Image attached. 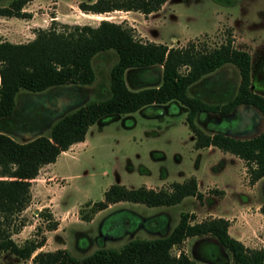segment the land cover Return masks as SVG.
<instances>
[{"label":"rangeland","instance_id":"1","mask_svg":"<svg viewBox=\"0 0 264 264\" xmlns=\"http://www.w3.org/2000/svg\"><path fill=\"white\" fill-rule=\"evenodd\" d=\"M10 1L0 0V5H7ZM94 1L32 0L24 6L31 17L0 16V40L23 43L33 39L39 28L54 26L58 31H64L67 29L65 26L75 24L95 27L102 19L122 23L138 40L173 47H184L193 42L197 48L208 49L230 40L234 47L249 52L253 57L252 89L264 94V60H259L264 53V0H167L159 10L147 15L121 10L85 13L78 7L80 2ZM115 61L113 52L96 55L92 62L95 80L86 86L59 87L35 94L21 90L16 118H26L25 122H28L35 115L44 116L42 123L46 127L79 103L104 97L107 95L109 71ZM216 78L219 82L236 86L239 77L236 69L227 65L218 70ZM128 85L132 87L129 81ZM186 115L187 109L183 105L171 101L98 120L89 127L83 142L71 145L54 163L40 168L31 182L29 208L27 206L26 211L15 216L13 222L6 226L11 239L23 245L28 240L46 238L45 247L37 251L64 248L81 258L101 246L119 248L131 237L158 236L156 231L149 232L143 226L132 234L119 232L118 222L122 218L139 226L145 218L167 214L171 229L181 212L192 213L194 221L225 216L232 218L233 223L240 221L237 217L240 213L232 206H249L247 210L255 212L256 207L260 208L264 203V177L252 184L242 160L216 147L196 149L195 136L188 128ZM214 117L212 123L204 118L197 124L208 129L210 123L209 127L229 131L234 136L241 135L234 132V128H248V132L242 134L244 137L258 134L263 127L262 115L251 107L240 106L228 117L218 114ZM216 119L220 123L215 124ZM43 127L40 131H35L37 127L33 131L16 128L12 136L23 141L42 130L41 134L47 135L48 130ZM191 176L196 177L204 193L202 200L187 197L177 205L158 207L121 201L90 213L91 203L103 199L104 191L111 184H123L129 188L141 185L161 188ZM44 209L49 210L53 220L58 222L57 231L47 229L48 221L39 214ZM80 213L90 215V220H83ZM103 224L113 234L117 233L118 238L100 234ZM259 236L263 237L262 234ZM240 237L248 248H264V237L255 239L254 243L246 233ZM198 239L187 238L180 249L194 260L210 261L212 252L209 251L211 255L206 252L205 245L209 246L210 241L215 243L214 240L198 242ZM220 251L221 259L211 262L233 264L227 254ZM178 252V247L172 249L173 254ZM0 264L32 263L30 259L21 260L9 251L0 250Z\"/></svg>","mask_w":264,"mask_h":264},{"label":"trees","instance_id":"2","mask_svg":"<svg viewBox=\"0 0 264 264\" xmlns=\"http://www.w3.org/2000/svg\"><path fill=\"white\" fill-rule=\"evenodd\" d=\"M30 1L11 0L7 5H0V16L29 18L31 13L24 10V6ZM166 1L95 0L80 2L78 7L85 13L121 10L147 15L159 10ZM65 27L64 31L54 26L39 28L33 39L23 43L0 40V250L9 251L21 260L30 259L32 264H213L211 261L221 259L220 250L233 264H264V248H248L231 236L229 220L210 217L194 221L195 216L189 212H181L171 229L167 214L145 218L139 226L122 218L118 222L119 232L132 234L143 226L149 232L156 231L158 236L131 237L119 248L101 246L81 258L64 248L37 251L46 238L28 240L23 245L11 239L6 226L30 204L31 182L42 166L54 163L71 145L84 141L89 127L101 118L132 113L150 105L171 101L183 105L187 109L188 128L195 136L196 149L213 146L240 158L252 184L264 177V95L250 89L252 60L249 52L234 47L230 40L208 49L197 48L193 42L173 47L141 41L122 23L105 19L95 27L90 24ZM104 52H113L116 56L109 71L107 95L79 103L46 127L42 123L44 116L35 115L28 122L26 118H16L21 90L35 94L53 88L89 85L95 80L93 59ZM227 65L238 73L236 86L216 78L218 70ZM240 106L254 108L262 115L263 128L258 134L240 138L209 127L211 119H215L212 115L228 117ZM202 114L210 120L208 129L197 124L204 119ZM35 127L38 128L35 131L42 127L47 129V135L41 134L42 130L23 141L12 136L16 128L33 131ZM187 197L204 198L194 176L161 188L145 185L129 188L114 183L104 191L103 199L91 203L90 213L121 201L158 207L177 205ZM259 211L264 215V203ZM39 214L48 221V230L57 229L58 222L53 220L49 210H41ZM80 215L83 220H90V215ZM101 229L104 237L118 238L105 224ZM189 237H198V242L214 240L215 243L210 241L209 246L205 245L206 252L210 254L211 251L214 260L197 261L180 249ZM174 247L179 248L178 254L172 253Z\"/></svg>","mask_w":264,"mask_h":264},{"label":"crops","instance_id":"3","mask_svg":"<svg viewBox=\"0 0 264 264\" xmlns=\"http://www.w3.org/2000/svg\"><path fill=\"white\" fill-rule=\"evenodd\" d=\"M33 18H34V16H33ZM244 107H246V106H244ZM215 115H217V114H215ZM217 123H220L219 119L215 120V124H217ZM233 131L234 132H238V134H241L240 136L238 135L237 137L248 138V135H245V137L242 136V134H246L248 132V128H246L244 130H238V129L234 128ZM225 132H228V133L231 134V132H229V131H225ZM210 147L215 148L213 146H210ZM210 147H206V148H210ZM63 152H65V151H63ZM238 159L241 160L240 158H238ZM232 160L234 161L235 159L232 158ZM198 189L200 190L199 185H198ZM28 208H29V206H28ZM28 208H26L24 211H26ZM232 209H235V210H237L238 213H240L239 215H237L238 219L240 218V221H236L235 223H233L232 222V218L223 216V218L229 220L228 232H229V234L231 236H233L234 238L242 241V239L240 237V234L246 233V234H248V238L253 243H254L255 239H260V238L264 237V215L260 213L259 206L256 207V211L255 212H249V210H247V209H249V206L248 207L247 206L244 207L242 205L232 206ZM218 217H222V216H218ZM58 229L59 228H57V229H55L53 231H57ZM259 234H262L263 237H260ZM42 247H45V245H43ZM250 247H252V246H250Z\"/></svg>","mask_w":264,"mask_h":264},{"label":"flooded vegetation","instance_id":"4","mask_svg":"<svg viewBox=\"0 0 264 264\" xmlns=\"http://www.w3.org/2000/svg\"><path fill=\"white\" fill-rule=\"evenodd\" d=\"M252 58L253 57H251V60H253ZM259 60H264V53L260 56V59ZM252 76H253V71H251V85H252ZM257 93H259V92H257ZM262 95H264V94H262Z\"/></svg>","mask_w":264,"mask_h":264},{"label":"water","instance_id":"5","mask_svg":"<svg viewBox=\"0 0 264 264\" xmlns=\"http://www.w3.org/2000/svg\"><path fill=\"white\" fill-rule=\"evenodd\" d=\"M250 89L253 90V89H252V85L250 86Z\"/></svg>","mask_w":264,"mask_h":264}]
</instances>
